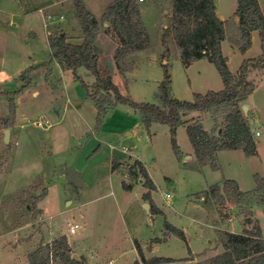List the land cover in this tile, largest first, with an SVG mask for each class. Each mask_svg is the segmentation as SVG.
<instances>
[{"label":"rangeland","instance_id":"374dc122","mask_svg":"<svg viewBox=\"0 0 264 264\" xmlns=\"http://www.w3.org/2000/svg\"><path fill=\"white\" fill-rule=\"evenodd\" d=\"M56 1L0 0V264H29L32 251L62 235L73 254L98 248L101 255L92 259L94 264H105L114 254L119 259L112 264L131 258L136 254V238L151 245L171 236L157 243L151 254L178 258L189 255L188 242L192 243L196 264L224 251V231L243 233L258 225L264 237V207L255 204V196L249 194L236 204L222 191L217 195L203 192L215 183L223 185L226 179H234L241 190L249 191L256 187L255 175L264 176V71H249L248 78L257 86L247 99L249 108L242 104L256 144L255 155L242 149L219 150L214 169L199 162L185 126H180L176 135L184 155H177L170 126L156 123L147 130L140 113L127 103L109 109L97 131L95 102L72 71L63 70L51 56L50 37L65 32L73 42L84 38L74 0ZM112 1L84 2L101 20L97 52L102 76L111 77L123 95L136 102L162 105L159 85L166 70L171 77L170 95L180 100H193L196 92L224 88L215 64L207 58L184 64L168 31L171 11L158 23L147 11L151 0H137L146 12L151 47L132 62L129 55L134 68L121 73L113 56L119 41L102 22ZM152 1L172 9L169 0ZM234 5L236 8V0ZM218 11L221 15L231 12V3L219 4ZM237 34L230 25L229 38ZM255 35L247 55L234 51L227 41L223 53L230 58L232 72H237L241 61L262 54L259 32ZM79 74L87 85L94 83L90 70L81 67ZM12 100L15 115L10 113ZM191 116L200 118L210 135H219L218 129H224L222 113L193 112ZM7 129L9 139L5 141ZM136 156L151 173L158 187L155 200L165 214L151 215L142 203L147 190L143 178L130 175L139 160ZM123 182L137 187L129 193ZM165 193L171 194L169 201ZM166 220L183 228L189 241L167 233ZM74 224L79 228L71 234ZM55 264L61 263L57 259Z\"/></svg>","mask_w":264,"mask_h":264},{"label":"trees","instance_id":"16d2710c","mask_svg":"<svg viewBox=\"0 0 264 264\" xmlns=\"http://www.w3.org/2000/svg\"><path fill=\"white\" fill-rule=\"evenodd\" d=\"M237 2L235 15L239 17L238 34L229 38L231 21L223 20L218 16L214 0H172L168 31H171L177 42L184 64L189 66L199 59L207 58L215 64L224 83V88L219 91L194 93L193 100H180L170 95L171 77L168 70L165 71L164 80L159 85L162 105L133 101L121 93L111 77L104 78L99 68L100 56L97 52L101 22L87 9L84 0H74L75 16L84 33L83 41L72 43L68 41L66 34L60 32L49 38L51 56L64 69L72 71L74 78L80 80L85 87L87 97L95 102L98 110L97 131L102 128L103 118L109 109L119 103H127L140 113L147 130L153 123L170 126L172 144L177 155L181 154L176 140L177 129L180 126H186L199 162L209 163L216 169L218 165L215 162V155L219 150L242 149L247 155L257 154L256 144L242 104L257 86L254 80L248 78L249 69L264 71V11L259 0H237ZM102 22L109 23V27L119 41L114 54L118 70L124 74L131 71L134 65L128 60V56L151 47L150 35L137 0H113L102 15ZM105 29L108 30V28ZM254 31L259 32L262 54L257 58L243 60L237 73L232 72L228 64L229 58L223 53L222 42L228 37L241 52H244L252 45L251 37ZM81 67L90 70L94 75L95 81L91 86L81 78L79 74ZM15 106L12 100L10 103L12 115H15ZM207 111L224 115L221 122L225 125L224 129H218L219 135H210L200 118L189 117L193 112ZM130 175L137 179L143 178V186L147 190L142 197L149 204L150 213L163 214L152 198V190H155L156 186L141 161H135L130 169ZM255 180L256 187L249 191L241 190L234 179H226L223 185L215 183L203 192L217 195L222 191L233 197L236 204L242 203L245 196L252 194L255 196V204L264 207V176L256 174ZM123 188L132 190L133 186L123 182ZM164 226L167 233L175 234L186 241L182 229L167 220ZM221 243L224 247L222 253L196 264H264V237L258 225L253 230L246 229L243 233L224 231ZM135 246L141 261H136L134 264L172 261L164 257L146 259L137 240H135ZM57 259L61 264H88L81 256L73 257L65 235L49 243L41 244L28 256L29 264H55Z\"/></svg>","mask_w":264,"mask_h":264},{"label":"crops","instance_id":"0c3cea01","mask_svg":"<svg viewBox=\"0 0 264 264\" xmlns=\"http://www.w3.org/2000/svg\"><path fill=\"white\" fill-rule=\"evenodd\" d=\"M85 1V0H84ZM143 1H145V0H139V2H143ZM226 2L227 4H229V3H231V12H229V13H227V14H225V15H221L220 14V12L218 11V9H219V4H223V2ZM237 1V0H236ZM57 2V4H59L60 3V0H58V1H56ZM138 2V5H139V8H140V11H141V15H142V18H143V21H144V24H145V26H146V29H147V31H149V27H148V25H147V22H146V15H145V9L144 8H142L141 6H140V3ZM151 2H152V4H151V6L149 7L150 9H147V11H149V13H151V14H153V15H155L156 16V19H157V22L158 23H160V24H162L163 22V19H164V17H165V15L167 14V12L168 11H171V9H163V8H161V6H160V4L159 3H157V2H155V1H152L151 0ZM214 2H215V4H217L216 6H217V12H218V16L221 18V19H223V20H230L231 21V26L235 29V32H237L238 31V28H239V17L237 16V15H235V11H236V9H237V6H236V8H235V5H234V2H235V0H214ZM169 3H170V5H171V3H172V0H169ZM259 3H260V6H261V8L263 9V11H264V0H259ZM111 4V3H110ZM109 4V5H110ZM108 5V6H109ZM237 5H238V2H237ZM107 6V7H108ZM107 9V8H106ZM75 10V9H74ZM153 10V11H152ZM106 11V10H105ZM104 13V12H103ZM103 15V14H102ZM97 18V17H96ZM98 19V18H97ZM99 20V19H98ZM15 20H12V25H14L15 24V22H14ZM99 21H101V20H99ZM109 23H104V26H105V28L107 27V26H109L108 25ZM45 26L47 27L48 25H47V23L45 22ZM102 29V28H101ZM150 32V31H149ZM148 32V33H149ZM258 31H254L253 33H252V43H254V40H255V34L257 33ZM62 34L64 33V34H66L65 32H61ZM66 36H67V38H68V41H70V42H72V43H81V42H73L72 40H70V38L68 37V35L66 34ZM100 36H101V34L99 35V37H98V40H97V42H99V40H100ZM83 37V36H82ZM84 39V38H83ZM227 41L229 42V44L231 45V47L234 49V51H236V52H240L242 55H247V53L250 51V49L251 48H249V49H247V50H245L244 52H241L240 50H239V48L235 45V44H233L232 42H231V40L227 37L223 42H222V49H224V52H225V45L227 44ZM252 46V45H251ZM148 49H150V47L148 48ZM145 50H147V49H145ZM145 50H142V51H139V52H136V53H134V54H132L130 57H129V60L132 62V58H134L135 56H137V55H139V54H141L143 51H145ZM226 53V52H225ZM114 54H115V49H114V51H113V56H114ZM227 57H229V56H227ZM259 57V56H258ZM253 58H257V57H253ZM230 59V58H229ZM245 59V58H244ZM201 59H199V60H197V61H200ZM197 61H195V62H193V64L194 63H196ZM242 62L243 61H241V64H242ZM37 65V64H36ZM241 66V65H240ZM251 69H253V68H250L249 69V71L251 70ZM63 70H70V69H63ZM239 70V69H238ZM237 70V71H238ZM253 70H255V69H253ZM130 72V71H129ZM129 72H126V73H129ZM237 73V72H236ZM245 103L247 104V107L249 108V105H248V103H247V100L245 101ZM153 124H156V123H153ZM151 127H152V125H151ZM150 127V128H151ZM186 127V126H185ZM180 129V127H178V129L177 130H179ZM178 132V131H177ZM128 135H131V133H128ZM260 135V134H259ZM258 135V136H259ZM181 150V149H180ZM181 156H183L184 155V152H182L181 154H180ZM137 157V156H136ZM137 159H139L138 157H137ZM140 160V159H139ZM141 161V160H140ZM142 163H143V165L145 166V162H143V161H141ZM146 167V166H145ZM146 170H147V172H148V174H149V176H150V178L152 179V181L154 180L153 179V177H152V175H151V173H149V171H148V169L146 168ZM154 182V181H153ZM154 184H155V182H154ZM155 186H156V189H158V187H157V185L155 184ZM136 187L137 186H135V185H133V188H132V190H126L127 192H129V193H132L135 189H136ZM144 187V186H143ZM145 188V187H144ZM240 188V187H239ZM125 190V189H124ZM251 190H253V189H251ZM157 191V190H156ZM156 191L155 190H152V198L155 200V195H156ZM248 191V190H247ZM165 196H166V193H165ZM168 201L170 200V198H167V197H165ZM156 201V200H155ZM157 202V201H156ZM142 203H144V204H148L144 199H142ZM157 204H158V202H157ZM158 206H159V208L161 209V211L164 213V210L160 207V205L158 204ZM148 208H149V206H148ZM165 214V213H164ZM151 215H156V214H151ZM177 227V226H176ZM179 228V227H178ZM180 229H182L183 231H184V233H185V236H186V240L187 241H189V238L187 237V234H186V231L183 229V228H181L180 227ZM70 231V230H69ZM71 233V232H70ZM70 233H67L68 235L70 234ZM76 233V232H75ZM72 234V233H71ZM171 236H166V237H163V238H160L161 240L159 241V242H165V241H167L168 240V238H170ZM135 240H137L139 243H140V245H141V247H142V250H143V255H144V257L146 258V259H151V258H155V257H164V258H170V259H172V261H170V262H163V263H152V264H193V263H195L197 260H198V256H197V254H196V250H195V247L193 246V244L192 243H189L188 242V251H189V255H187V256H183V257H181V258H178V257H174V256H165V255H152L151 253L153 252V249H154V247H155V245L157 244V243H159V242H157L156 244L155 243H152L151 245H148V241H147V244L145 243V244H143L139 239H134V248H135V251H136V254L135 253H132V256H131V258L129 257V259H125V261H123L121 264H134V262H136V261H141V258H140V255H139V253H138V251H137V249H136V246H135ZM151 241V240H150ZM80 248H81V246H80ZM91 250H90V253H86V252H81V254H77V258H79L80 256L81 257H83L85 260H86V262L88 263V264H94V262L92 261V259L93 258H96V257H99V255H101L100 254V251L98 250V248H90ZM74 255V254H73ZM206 255V254H205ZM204 255V256H205ZM207 256V255H206ZM118 259H119V256L118 255H116V254H114L112 257H110L109 258V262H105V264H112L113 262L115 263V262H118Z\"/></svg>","mask_w":264,"mask_h":264},{"label":"built area","instance_id":"2783aa9c","mask_svg":"<svg viewBox=\"0 0 264 264\" xmlns=\"http://www.w3.org/2000/svg\"><path fill=\"white\" fill-rule=\"evenodd\" d=\"M39 11L43 13V10H42V9H40ZM47 16H48L49 18H52V15H51V14H48ZM255 134H256V135H259L260 132H259V131H256ZM124 150L129 151V148L125 147ZM166 197H167V198H170V197H171V194H170V193H166ZM77 228H79V225H78V224H74V225H72V226L70 227V232H71V233H75V232L77 231Z\"/></svg>","mask_w":264,"mask_h":264},{"label":"water","instance_id":"95a60500","mask_svg":"<svg viewBox=\"0 0 264 264\" xmlns=\"http://www.w3.org/2000/svg\"><path fill=\"white\" fill-rule=\"evenodd\" d=\"M8 139H9V130L7 129L6 130V135H5V141H8ZM146 206L148 207L149 204H146ZM73 257L77 258V254H74Z\"/></svg>","mask_w":264,"mask_h":264}]
</instances>
